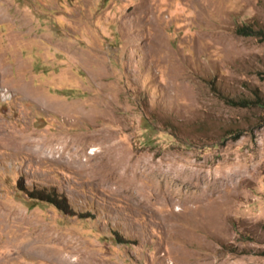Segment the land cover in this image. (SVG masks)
I'll list each match as a JSON object with an SVG mask.
<instances>
[{
    "label": "rangeland",
    "instance_id": "1",
    "mask_svg": "<svg viewBox=\"0 0 264 264\" xmlns=\"http://www.w3.org/2000/svg\"><path fill=\"white\" fill-rule=\"evenodd\" d=\"M225 96L264 101V0H0V264H264Z\"/></svg>",
    "mask_w": 264,
    "mask_h": 264
},
{
    "label": "trees",
    "instance_id": "2",
    "mask_svg": "<svg viewBox=\"0 0 264 264\" xmlns=\"http://www.w3.org/2000/svg\"><path fill=\"white\" fill-rule=\"evenodd\" d=\"M244 27H245L246 31H248L250 33L256 32V29L254 28V25H252V24L246 25ZM239 31L241 32L242 28H240ZM225 98L229 103H233V104H243V105L262 104V105H264V101L259 97L256 98L255 96H254L253 100L249 99V98H241V99L238 98V99H236V98H232L230 96H225ZM38 198L45 199V200L51 201L53 203H56V198L52 194H46V196H38Z\"/></svg>",
    "mask_w": 264,
    "mask_h": 264
},
{
    "label": "bare ground",
    "instance_id": "3",
    "mask_svg": "<svg viewBox=\"0 0 264 264\" xmlns=\"http://www.w3.org/2000/svg\"><path fill=\"white\" fill-rule=\"evenodd\" d=\"M96 150H97V149H96L95 147L92 148V151H93L92 153H93V154H96V152H95ZM82 151H83V150H82ZM63 261H64V260H63ZM68 264H69V263H68Z\"/></svg>",
    "mask_w": 264,
    "mask_h": 264
}]
</instances>
